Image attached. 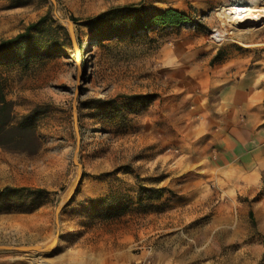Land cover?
<instances>
[{
  "label": "rangeland",
  "instance_id": "rangeland-1",
  "mask_svg": "<svg viewBox=\"0 0 264 264\" xmlns=\"http://www.w3.org/2000/svg\"><path fill=\"white\" fill-rule=\"evenodd\" d=\"M233 5L264 0H0V42L37 23L2 69L16 119L37 109L41 140L35 153L0 147V188L50 192L34 211H0V264L69 252L87 264H264V184L231 200L237 148L212 119L236 104L225 87L238 72L264 66V16L225 22ZM167 8L191 20L140 26Z\"/></svg>",
  "mask_w": 264,
  "mask_h": 264
},
{
  "label": "crops",
  "instance_id": "crops-1",
  "mask_svg": "<svg viewBox=\"0 0 264 264\" xmlns=\"http://www.w3.org/2000/svg\"><path fill=\"white\" fill-rule=\"evenodd\" d=\"M262 60L238 72L237 79L227 84V91L236 92V104L220 103L212 111V119L221 125L215 132L217 141L236 145V181L225 192L236 202L240 196L253 197L264 184V66ZM27 256V255H26ZM3 254L13 264H31L29 257ZM79 254L69 252L51 264H87Z\"/></svg>",
  "mask_w": 264,
  "mask_h": 264
},
{
  "label": "trees",
  "instance_id": "trees-1",
  "mask_svg": "<svg viewBox=\"0 0 264 264\" xmlns=\"http://www.w3.org/2000/svg\"><path fill=\"white\" fill-rule=\"evenodd\" d=\"M127 10L122 9V11ZM105 15L104 13L96 16L93 20L99 21ZM190 20V15L182 10L157 9L147 20H142L140 26L148 30L158 26H181ZM35 26L37 23L30 24L25 32L0 42V147L11 151L35 153L41 147V140L34 121L37 109L25 114L19 120L16 119L15 102L8 97V78L2 69V66L16 59V44L31 39V31ZM49 194L50 192L44 188L6 185L0 188V211H34L48 201Z\"/></svg>",
  "mask_w": 264,
  "mask_h": 264
},
{
  "label": "bare ground",
  "instance_id": "bare-ground-1",
  "mask_svg": "<svg viewBox=\"0 0 264 264\" xmlns=\"http://www.w3.org/2000/svg\"><path fill=\"white\" fill-rule=\"evenodd\" d=\"M224 21H232L240 25H248L261 20L264 16V8H253L245 5H233L223 9L219 13Z\"/></svg>",
  "mask_w": 264,
  "mask_h": 264
},
{
  "label": "water",
  "instance_id": "water-1",
  "mask_svg": "<svg viewBox=\"0 0 264 264\" xmlns=\"http://www.w3.org/2000/svg\"><path fill=\"white\" fill-rule=\"evenodd\" d=\"M58 212V211H57ZM56 243V241H53V245ZM42 246H22V247H17L16 249L19 250H37L41 248Z\"/></svg>",
  "mask_w": 264,
  "mask_h": 264
}]
</instances>
